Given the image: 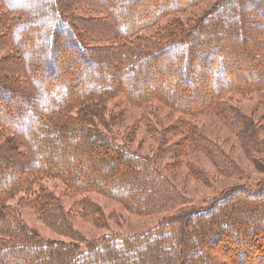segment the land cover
<instances>
[{"label":"trees","instance_id":"16d2710c","mask_svg":"<svg viewBox=\"0 0 264 264\" xmlns=\"http://www.w3.org/2000/svg\"><path fill=\"white\" fill-rule=\"evenodd\" d=\"M206 1L32 0L28 8L19 6L22 0H1L0 49H10L17 57L14 61L9 54L0 63V130L6 137L0 146V264H264V182L254 190H226L196 211L159 166L169 154L182 160L201 152L220 174L244 175L216 142L187 121L201 116L218 117L242 141H249L253 151L247 152L254 164L263 159L249 120L228 99L264 90V69L257 57L233 42L245 41L247 27L251 37L264 27V0H216L191 26L175 20L153 40L142 43L138 37L163 18ZM86 6H96L105 19L76 16ZM249 22L254 28L245 27ZM62 29L65 35L59 36ZM259 31V39L251 41L260 42L262 54L264 28ZM30 32L42 38L27 52ZM96 32L112 46L88 48L85 40ZM102 53L99 61L93 58ZM70 56L85 70L70 73L75 66ZM93 72L97 77L80 90L75 83L54 82L67 75L73 83L92 78ZM120 95L137 107L158 101L181 114L171 133L183 138L155 158L116 145L96 119ZM205 174L193 172L202 183L208 180ZM44 178L61 180L75 194L105 195L133 214L165 216L142 236L86 241L60 200L43 188L27 203L69 241L45 240L8 204L18 193L30 194ZM77 208L98 227H106L101 207L86 199ZM218 245L223 253L214 249Z\"/></svg>","mask_w":264,"mask_h":264},{"label":"rangeland","instance_id":"374dc122","mask_svg":"<svg viewBox=\"0 0 264 264\" xmlns=\"http://www.w3.org/2000/svg\"><path fill=\"white\" fill-rule=\"evenodd\" d=\"M85 1L95 0H83V2ZM98 1L102 0H97V2ZM215 2L216 0H208L193 6L184 13L167 16L160 20L156 26L142 30L138 37L145 40L142 43H145L146 40H153L158 36L161 28L175 20L182 21L186 23L187 26H191L195 21L203 18L214 7ZM20 5L29 8L33 7V2L32 0H22V2L19 3V6ZM32 11L34 12L35 10L32 9ZM77 12L76 16L90 21H99L106 17L96 6L89 7V9H87V6L86 8H79L77 9ZM57 21H60V19ZM108 23L113 24V22L110 21ZM96 25H98L99 28L102 27L98 23H96ZM255 25L256 24L253 22L245 23V27L252 26L254 28ZM263 28H260L259 30H263ZM103 29L104 28H100V32H102ZM259 30L254 37H251V31L247 27L245 28V34L247 36L245 41L238 40V42H233L238 44L237 48L242 46L247 47L252 55L257 57L258 60L256 61L260 62L261 67L264 69V50L263 53L260 54L263 47L259 41H251V39H259L257 34L260 32ZM107 31H113V29H107ZM57 32L59 36L65 35L63 29ZM97 32L93 33L96 36H93L92 38L88 37L85 40L88 48L101 50L112 46L106 42L107 39L105 36ZM54 33L50 35L51 38ZM27 34L28 37H31L32 42L31 45H26L25 51L30 52L37 47L40 43L39 40H41L42 37L41 35H35L33 32ZM131 41L135 42V39ZM9 54L12 55L10 49H0V63L4 58L9 56ZM102 56L103 53L96 56L94 55L93 58L99 61V58ZM11 57L15 61L17 56L12 55ZM73 57L70 56L69 61L73 62ZM58 62H60V60H58ZM74 63L75 66L69 68L70 73L73 71H77L78 73L81 70H85L83 68L80 69L81 66L78 65L79 63L77 60L74 61ZM66 64L67 62L65 59L62 60L61 66L65 67ZM96 69H98V67ZM97 75V72H93V74L90 75L92 78H80L73 83L67 80V77L69 78L70 76L66 75L64 77L63 75L58 79L59 81L54 82L63 83L68 81V83H65L67 86L74 85L75 83L77 85V87L75 86L76 90H80L81 88L90 86L89 84H91L92 80L95 79ZM54 84L55 83H53V85ZM228 102L235 108V110L246 115L251 126L249 132L254 137L255 142H257L260 145V148L264 151V90L252 92L246 96H234L229 98ZM104 109L105 110L101 113L100 118L96 119L97 121L103 122L102 124L104 126L101 125L103 132L108 135L116 145L122 147L125 151L138 156L155 158L158 151L165 150L183 138L182 136H175V134L171 133V128L173 129L174 125L180 119H183V116L173 112L169 107L158 101H153L143 107H137L130 104L122 95H120L109 100L105 104ZM187 121L205 137L216 142L244 172L242 177L237 178L227 177L220 174L216 170L213 161L201 152L189 153L186 158L182 160H173L169 157L170 154L164 159L159 160L160 168L163 170L166 177H168L176 186L180 195L188 201L189 207L194 208L196 211H200L206 207L209 203L208 201L218 198L220 194L226 190L237 186L254 190L259 187L261 182H264V152L261 154L263 159L261 161L257 160V164L255 163V165L253 160L249 158L247 152L253 151L252 144L249 143V141H242L237 136L236 131L229 128L218 117L201 116L197 118H188ZM5 140L6 137L0 130V146ZM253 154L256 155L255 152H253ZM1 163L5 164L2 161ZM258 163H260L259 166ZM195 169L202 170L206 173L205 176H207V182L202 183L196 180V177L193 175ZM3 179L6 181L8 178ZM0 181H2L1 178ZM43 188L53 193L60 200L63 210L72 219L71 224L73 228L83 236L86 241H90L94 238L102 239L104 237L142 236L156 229L161 219L165 216L133 214L121 205L120 202L105 195L98 193L75 194L68 191L61 180L44 178L33 187L30 194L23 192L18 193L8 201V204L19 213L20 218L25 223L35 229L45 240L49 241L68 242L69 239L54 232L45 220L39 216L38 212L27 203V201L33 200L35 195ZM86 199L102 208L107 217L106 227H98L95 225L92 221L87 219L83 212L78 208L77 211H75V207L79 206ZM230 220L231 219L229 218H223V221ZM220 224L224 223L221 221ZM81 248L86 250V244H81ZM214 249L222 252V248L219 245ZM2 263L9 264L1 261V264Z\"/></svg>","mask_w":264,"mask_h":264}]
</instances>
